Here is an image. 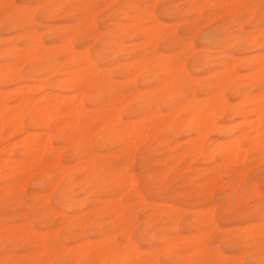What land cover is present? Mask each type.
<instances>
[{"label": "bare ground", "instance_id": "6f19581e", "mask_svg": "<svg viewBox=\"0 0 264 264\" xmlns=\"http://www.w3.org/2000/svg\"><path fill=\"white\" fill-rule=\"evenodd\" d=\"M48 1L65 7V10H61L63 14H70L72 17V24L62 27L61 31H58L59 33L54 32L53 26L47 27L48 46L42 44L37 38L39 34L36 33V30L27 28L30 24H34L35 19L33 20L32 15L28 12L21 13L23 8L13 9L10 22L7 24L3 19H0V29L2 30H23L16 36V40L22 39V48L17 49L15 46H11L4 50V57H7L10 63L0 65V86H12L7 92L0 89V136L4 135L6 139L14 136L19 137L18 140L9 143L8 146H4L0 150L3 154H11L6 159L0 158V178L9 181L5 187L0 189V207L4 201L2 194L8 195L18 204L24 196L23 184L26 178L40 175L43 179L52 181L54 184H57L56 180L58 179L63 182L55 198L56 203L71 210L73 198L69 196L68 190L72 191L75 186L79 185L85 192L87 189H92L96 193L102 192L109 186L111 189L106 193L107 199H103L104 201L94 199L92 201L94 206H88V210H84V213L76 210L74 215L64 217L65 220L63 218L67 223L65 240L75 242L72 244L74 246L66 248L65 244L66 247L59 243L51 244L50 234H43L40 238L41 243L38 244L40 252L37 250L36 254L31 252L16 256L8 251L2 258V264H26V259L31 261L30 264H42L43 262H39V253L45 254L49 258L47 264H73L70 262L72 258H74V264H80L79 261H83V264H156L151 261L154 258L151 260L146 259L147 257L139 258L137 248L131 244L129 235L132 233L135 217L130 212L133 209L135 211L136 208L143 211L144 222L148 228L157 227L164 221L175 229L180 209L167 203H153L154 205L150 204L149 206L151 213H147L145 211L148 210L146 208L147 201L136 191L135 177L132 174H127L125 168L122 170L123 172L114 169V158L120 153L123 154L127 163L138 162V177L142 189L147 194L159 197H176L179 200L201 196L204 200L209 201L211 199L210 186L216 181L219 182L218 174H220L221 166H229L230 175L236 176L241 173L235 169V164L240 162L239 165H241L245 162L249 147L254 149L258 159L264 160V51L255 55V58L251 60L257 62V67L254 71L252 70L253 73L250 69L249 74L252 75L246 81H237L236 74L239 76L241 74L240 77H242V73H236L233 70L232 65L236 61L234 64L232 62V65L227 64L224 73L221 69L222 71H219L212 82L192 79L183 73L180 65L175 64L180 59L181 51L178 50V46L174 47L171 31L162 28L161 23L150 13H147L145 5L147 0H138V3L135 0H109L110 3L118 4L113 13L102 20V25H107L106 22L112 15L116 18L113 22V39L109 41H105V34L99 32L95 26L94 17L98 7L96 10L90 9L94 5V0ZM151 1L153 4L157 0ZM204 1L210 3L211 0ZM109 2H105L104 5ZM139 2H142L143 5ZM201 2L202 0H183L176 13L178 16L189 14L191 16L190 23H195L201 17L199 12ZM253 2L255 3V0ZM151 3L150 5H152ZM225 4L236 9L240 3L233 5V2L228 1V4ZM104 5L102 6L105 7ZM0 6H5L8 9L15 7L13 0H0ZM211 8V20H213L218 13L216 7L211 5ZM251 9L253 10H250V15H254L255 10ZM231 10L228 9L226 13ZM30 13L32 14V12ZM160 13L167 15L169 11L164 5H161ZM206 15L209 16V14ZM42 16L57 17L59 13L50 7L42 10ZM191 30L190 27L187 31L191 32ZM116 35L119 38L126 37L128 39L142 37L149 43L163 40L173 48V53L170 55H149L146 52L142 54L135 52L134 44L129 46L133 52L130 62L127 64L128 70L131 72V77H129L133 82L134 76H138L144 84L151 78L155 84L149 89L146 88L145 91L141 89V91L136 88L125 90L116 88L112 78L91 63L84 50H76L72 44L74 41L83 47L87 38L92 37L103 41L96 50L92 49L95 51V56L99 57L104 53L115 55L117 51L109 52L107 48L115 49L122 46L119 38H115ZM258 36L260 41H256L258 42L256 46L263 47L264 50V31ZM210 37L211 35H207L208 39H211ZM234 40L239 44L243 43L241 45H246L255 39L250 37L247 40H242L240 37H235ZM249 45L254 47L252 44ZM189 47V45L186 46V49ZM58 51H62L65 56L63 61H60L56 56ZM186 56L188 55L186 54ZM101 58L99 59L104 60ZM115 58V56H111L110 63L116 62ZM198 59L196 58L197 61ZM39 62L42 64L45 62L42 68L52 75V78L46 81L50 86L49 90L41 85L36 86L37 82L41 83V79L36 74L39 70ZM59 62H64L67 65L66 77H62L59 73ZM24 64L29 65V68L24 71L23 75L20 67ZM203 72L205 71L203 70ZM244 74L246 75V72ZM23 78L29 80L33 85L36 83L35 91L39 97L31 96L30 85H19ZM224 91H229L232 94L236 99L235 103L224 98ZM197 92H204L203 98L196 97ZM161 109L165 113H162ZM121 113L135 119L123 120ZM234 119L237 121L234 122ZM225 120L230 121L229 124H223ZM183 133H191L193 136L185 142L187 144L185 148H180L176 146L175 142L178 140L174 141V137ZM209 133L223 135L227 140H222L223 146L215 141L216 145H221H214L216 150H206L204 146L206 142L208 144ZM52 139L57 140L59 145H53ZM224 142H227V146H224ZM93 145L97 150H106L107 153L98 154L92 148ZM139 148H144V151L137 156ZM155 148L160 152L168 151V161L175 164L185 162L186 158L194 160L195 163H208L210 166L207 171L211 172V175L204 176L196 189L188 188V192L185 193L174 192L170 185L165 183V180L158 182L152 180V173L146 163ZM116 149L118 153L115 152ZM175 151H177L176 154ZM62 156L69 162L68 165L62 164ZM162 160H159L158 156L154 163L156 161L161 163ZM163 165L165 164L163 163ZM163 168L162 166L160 170L161 175L175 171L174 165ZM186 168L192 170L190 165ZM67 173L68 178L65 179L64 176ZM191 185L192 183L189 184V186ZM193 185L195 184L193 183ZM230 190L236 196H242L244 193V195L252 196L255 193L252 188L243 193L237 184H232ZM47 192L46 195L35 194L36 199L43 204V209L37 215L41 220L52 217L54 214V211L47 205ZM123 193L129 195L127 205H123L121 200L117 199V196ZM78 202L79 205H86V199H81L76 203ZM21 206L26 210L32 209L31 205L22 204ZM210 209L216 210L215 205L213 204ZM262 211L264 212V206ZM2 214L0 213V221L5 218ZM207 215L209 218L203 216L193 222L199 237L202 235L203 227L209 229L212 225L210 213L208 212ZM102 216L111 218L110 221L108 220V229L102 228ZM31 229L29 230L31 231ZM87 231L97 239L95 241H91L94 239L88 240L85 236ZM114 232L125 242L117 241L113 236ZM253 236L259 237L264 246V230L255 231L250 238ZM179 237L178 242L182 241V243H184L183 239L187 238L184 236L180 241ZM2 240L18 242L28 249L33 248V251L37 247L29 234L23 233L21 229L13 225L5 229V234L0 237V241ZM161 242L163 251L165 250L168 254L178 258L180 254L177 250L174 254L170 252L171 248L178 245V242L169 238H164ZM196 243L194 242V245ZM195 250L197 253L200 252L199 249ZM160 253L157 251L155 258Z\"/></svg>", "mask_w": 264, "mask_h": 264}, {"label": "rangeland", "instance_id": "374dc122", "mask_svg": "<svg viewBox=\"0 0 264 264\" xmlns=\"http://www.w3.org/2000/svg\"><path fill=\"white\" fill-rule=\"evenodd\" d=\"M107 1L109 2V0H94V5L90 8L96 10V7H98L97 8L98 11H96V15L94 17L95 26L99 32L105 34V38H104L105 41H109L113 39L112 36L114 34L113 22L115 21L114 19L116 18H114V16L112 15V17H110L109 20L106 22L107 25H102V20L104 18H107L108 15H111L118 5L117 3H110V2L104 5V3ZM135 1L137 2L138 0ZM182 1L183 0H157L155 3L152 4L151 0H147L145 4L147 13L148 14L150 13L154 18H156L157 21L161 23L162 28L171 31L173 35L172 42L174 43V47L178 46L179 47L178 50L181 51L180 59L177 62H175V64L178 66L180 65V67H182L181 69L183 70V73L188 78L200 79L201 81L212 82L217 77L219 71L221 72L223 70L224 73L225 66L229 63H230L229 65H232L236 61L237 63L235 62V64L232 65L233 70L236 73H242V77H240L241 74L239 76V74L235 73L237 76V81L240 82V80L242 81L248 80L249 77L252 75V74L250 75L249 73L252 70L254 71L257 67L256 65L257 62H252L251 60L255 58V55L257 56L264 51L263 47L256 46V44L260 41L258 35H260L264 31V0H255V3L253 2V0L250 1L228 0L229 2L230 1L233 2V5H237L240 3L239 7L237 6L236 9H234L235 8L234 6H233L234 8L230 7L231 5L227 6L225 4V3L228 4L227 0H211L210 3H207L206 1L202 0L200 4L201 6L199 5L200 6L199 12L201 14V17L195 23H190L189 20H191V16L189 14H184L181 16L177 15L176 11L180 9V5L182 4ZM13 3L15 7H12L10 9L6 8L5 6H0V19H3L5 21L4 23L7 24L10 22V15L13 14L12 13L13 9L20 7L23 8L21 13L24 14L28 12L30 15H32L33 20L35 19L36 21V22L34 21V24H30L27 28L30 30H36V33L39 34L37 35V38H39L41 43L44 45L47 46L49 45L47 38V27L53 26L54 32L59 33L58 31H61L62 27L72 24L71 15L70 14L64 15L62 12L66 8L50 3L48 0H13ZM150 3L152 5H150ZM139 4L143 5L142 2H139ZM102 5H104L105 7H103ZM161 5H164L168 9L169 14L162 15L160 13ZM211 5L217 8V13H218L217 17L213 18V20H211L212 16L210 13L212 9ZM50 7L54 9L56 13H59V16L43 17L42 10H46ZM251 8H254L255 10L254 15H250V10H253ZM228 9H232V10L226 13ZM30 12H32V14ZM221 12L222 13L224 12L225 14L224 13L222 14ZM206 14H209V16ZM207 16L209 19L208 18L206 19ZM190 27L192 30L191 32H188L187 30ZM261 28L263 29V31ZM22 31H23L22 29H18L17 31L0 29V65L1 66L10 63L8 62V58L4 57V50L8 49L11 46H15L17 49L22 48L23 46L22 39L16 40V36L19 35ZM207 35H211L210 37L211 39H208ZM235 37H240L242 40L244 39L247 40L250 37L251 38L254 37L255 40L251 41L250 43H246V45H241L243 43L240 44L237 43V41L234 40ZM115 38H119V36L116 35ZM118 40L120 43H122V46L120 48H115V49L107 48L109 52H112L114 50L117 51L115 55L113 54L107 55L104 53L102 55H99V57L95 56L94 50H96V48L99 47L100 44H102L103 41L101 40H96L93 39L92 37H89L84 42L83 47H80L74 41H72V44L76 50H84L88 60L91 63L95 64V66L98 69L104 71L105 74L111 77L113 80V84L116 88L122 90H125L127 88H133V89L136 88L145 91L146 88L149 89L150 87H152L155 84V82L152 81L151 78L149 79L148 82H145V84L143 83V80H141V78L138 76H134L133 82H132V78L130 79L131 72L128 70L127 64L128 62H130L133 52L131 47L129 46L134 44L136 49L135 52H137L138 54H142L146 52L149 55H153V54L170 55L173 53L172 50L173 48L169 47L163 40H156L155 43L154 42L149 43L147 39L145 40V38L142 37H136L135 39H128L126 37H121ZM249 44L254 45V47H250ZM188 45L190 47L186 49V46ZM247 45H249L248 48H246ZM186 54L188 56L185 57ZM56 56L60 61H63L65 58V56H63L62 51L60 52L58 51ZM111 56L116 57L115 60L117 63L116 62L110 63L109 59ZM99 58L101 59L104 58V60H100ZM196 58H199L198 61L196 60ZM105 59L107 60V62ZM41 64L42 62H39V70L36 72V74L41 79V83L37 82V85L36 83L33 85L29 80L23 78L22 82L19 84L24 86L30 85L29 86L30 94L31 96H34L36 98L39 96L38 93L35 91L36 90L35 85L36 86L41 85L45 87L47 90H49L50 86L49 84L46 83V81L52 78L51 73L48 71L47 72L44 71V69L42 68L45 62L42 65ZM59 64H60L59 65L60 75L62 77H66L67 65L64 64V62H59ZM27 68H29V65L27 64H24L23 66L20 67V71L23 75H24V71H26ZM116 70H118L119 72ZM203 70L205 72H203ZM253 71L251 73H253ZM244 72H246L247 76L244 74ZM118 79L120 80L118 81ZM11 87H12L11 85H4V86H0V89L1 91L5 92L6 90L7 92L11 89ZM202 96H204V92L196 93V97L203 98ZM223 96L227 101L231 103L232 102L235 103L236 101V99L232 96V94L229 91H224ZM109 97L111 98V96ZM161 111L162 113L163 112L165 113L163 109H161ZM122 114L123 113H121V116ZM122 118L123 120L126 119V121H128L129 119L130 120L135 119L132 117L125 116L124 114ZM235 120L237 121V119H234V122ZM229 122L228 120L227 121L225 120L223 124L226 123L229 124ZM192 136L193 134L191 133H183L176 135L174 137V141L178 140L177 142H175L177 144L176 146L180 148H185V146L187 145L185 142L188 139H190ZM0 137H1L0 150L4 146L5 147L8 146L9 143L15 142L19 138L18 136H14L9 139H6L4 135H1ZM208 139L210 141L208 140V144L206 142L204 146L206 150L207 149L216 150V147H213L214 145L219 146L221 144L223 146L222 140L224 141L227 140L225 136L217 133H209ZM215 141H217V143L220 144L216 145ZM52 144L59 145L58 141L55 139H52ZM224 146H227V142L226 143L224 142ZM92 148L95 150V152H98V154L100 155H104L107 153L106 150H97L95 148V145H93ZM156 149L157 148L153 150L151 157L146 163V165L149 167V171L152 173V180L155 182L165 180V183L167 185H170V187L173 189L174 192L182 191L183 193H185L188 192L189 190L188 188L196 189L197 186L202 182V178H204V176L209 177L211 175V172L207 171V169L210 166L208 163H204V162L195 163L194 160L186 158L185 162L175 164L171 161H168L167 159L169 154L168 151L165 150L163 152H160L158 151V149L157 150ZM143 151L144 148H139L137 150V156L143 153ZM115 152L118 153L117 149ZM176 152L177 151H175L174 153L176 154ZM10 156L11 154L9 153L3 154L2 152H0L1 159H6ZM63 156H62V164L66 166L69 164V162H67V160H65ZM158 156H159V160L163 159L161 162L162 164L157 161L156 163H154ZM114 159H115L114 169L122 171L125 168L127 174H132L135 177L136 191L140 193L147 201L146 208L148 210H145L147 211V213H151V210L149 209L150 204L154 205V204L167 203L168 205L171 204L172 206L175 207L177 206V208L179 207L180 209L178 213L179 217L175 229L174 227L173 228L170 227V225L164 221L159 225H157V227L148 228V226H146L144 222L143 211L136 208L135 211L133 209L130 212V214L135 217V223H134V227L131 230L132 233L129 235V240L131 244H133L137 248L139 252V258L142 259L147 257L146 259L149 260L154 258L151 261L156 262V264H240V263L264 264V246L262 245V242H260V238L257 236L255 237L253 236L250 238V236H252L255 231L264 230V212L262 211V207L264 206V160L262 158L258 159L256 157L254 153V149L252 147L248 148L245 162L241 165H239L240 162L235 164V169L241 173L237 174L236 176L230 175L228 172L230 171V167L227 165L221 166V168L219 169L220 174H218L220 183L216 181L217 185L216 183L211 184L210 186L211 199L209 201L204 200L201 196L190 197L187 199L179 200L176 197H166V196L159 197L157 195L147 194L142 189L140 179L138 177V172H139L138 162L134 161L133 163H127L125 161V157L123 156V154L120 153L117 154L116 158ZM254 162L255 164H253ZM163 163L165 165H163ZM171 165H174L175 171H173L172 173L161 175L160 170L162 166L164 167L163 169H165L166 167H170ZM188 165H190L192 170L186 168ZM244 170L245 173L243 174ZM241 175L243 176L241 177ZM41 178H42L41 175L26 178L23 184L24 196L23 198H21V201L19 202L20 204L18 203L19 205L15 203L12 198L10 199L8 195L6 196L5 194H2V198L4 199V201L2 202L3 205L0 207V213L1 214L3 213L2 215L5 218L3 221H0L1 224L0 237H2L5 234V229L8 226H12V225L17 226L19 229L22 230L23 233H27L30 235L31 238H33L37 247L33 251V248L28 249L25 246L20 245L18 242L12 243L10 241L4 242L2 240L0 241V245H1L0 264H2L3 261L2 258L7 254L8 251H11V253L16 256H21L31 252H34L36 254L35 251L37 250H38L37 252H40L39 249L40 247H38L39 246L38 244L41 243L40 238L41 235L43 234H48V235L50 234L51 244L59 243L62 244L64 247L67 246L66 248H71L72 246H74L72 244H75V242H70L68 240H65V236H66L65 226L67 225V223H65L64 217L66 216L70 217L72 216V214L74 215L76 210L84 213L88 206L90 205L94 206L92 205V201L94 199H99V200L102 199L101 201L107 199L106 193L109 192L111 189L109 186L106 189H104L102 192L96 193L92 189L89 190L87 189L85 192L84 190L81 189L79 185L75 186L74 189H72V191L68 190L69 196L73 198V200L71 201V204H73L71 210V209L63 208L58 203H56L55 198L57 196V193L60 191L63 182L58 179L56 180V182L58 181L57 184L56 183L54 184L52 183V181L49 182L47 179L45 178L41 179ZM64 178L65 179L68 178V173L65 174ZM8 182L9 181H7V179L0 178V189L5 187ZM190 183H192L191 186H189ZM193 183L195 185H193ZM232 184H237L240 190L243 191V193L246 192L247 190H250L251 188L254 190L255 193L252 194V196L244 195L245 193L242 196H236L234 192L232 193L230 190V186ZM57 187L59 188L57 189ZM46 192L48 199L47 205L54 211V214L52 217H48L45 220H41L39 217H37V215L43 209V204H41L36 199L35 194L43 193L46 195ZM119 195L117 196V199H120L123 205H127L129 203L128 200L129 195L127 193H123L120 196ZM81 199H86L85 206L79 205V202L76 203ZM22 204L31 205L32 209L26 210L24 207L21 206ZM213 204L215 205V209H216L214 211L210 209V207H213ZM256 204L258 205L256 206ZM208 208L210 211L208 210ZM208 212L210 213L212 225L209 229L203 227V232H202L203 236L201 235V237H199L197 235L196 228L193 226V222L194 220H197L203 216L209 218V216L207 215ZM108 220L110 221L111 218H108L106 216L101 217V225L103 229L109 228V225H107L109 223ZM29 229H31L32 232ZM89 234L90 233L88 231L85 233V236L88 240L94 239L91 241H95L97 239L96 236ZM182 234L184 236H187L188 239L186 237L185 239ZM190 234L193 238L190 236ZM113 236H115L117 241L125 242L123 239H121L116 235V232L113 233ZM178 237L180 241L184 238L183 239L184 243H182V241L178 242ZM164 238H169L170 240L173 239V241H175L176 243L178 242L177 243L178 245L175 248H171L170 251L172 254H174L175 250H177L178 254H180L178 258H175L173 255H170L165 250L163 251L161 249V246L163 244L161 240ZM194 242L197 243L194 245ZM155 248L157 249L158 253L161 252L160 254H157L156 258L155 255L157 251ZM195 249H199L200 252L198 250L199 253H197L196 252L197 250ZM150 250L153 251L151 252ZM191 250L192 253H190ZM38 257H39V262H43L42 264L45 263L47 264L49 261V258L45 254L39 253ZM73 261L74 258H72L70 262L74 264ZM25 262L26 264L31 263L29 259H26ZM79 263L83 264V261H79Z\"/></svg>", "mask_w": 264, "mask_h": 264}]
</instances>
